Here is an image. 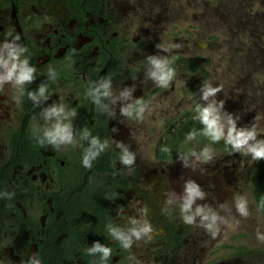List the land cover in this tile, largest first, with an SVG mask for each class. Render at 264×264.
<instances>
[{
  "label": "flooded vegetation",
  "instance_id": "obj_1",
  "mask_svg": "<svg viewBox=\"0 0 264 264\" xmlns=\"http://www.w3.org/2000/svg\"><path fill=\"white\" fill-rule=\"evenodd\" d=\"M228 2L213 0L216 28L202 30L188 19L206 0H0V264H264V159L250 151L264 122L228 117L225 84L204 77L213 45L264 51V0H230L225 25ZM13 64L32 79H5ZM206 86L221 90L205 99ZM247 89L258 97L264 81ZM189 184L200 195L184 211Z\"/></svg>",
  "mask_w": 264,
  "mask_h": 264
},
{
  "label": "rangeland",
  "instance_id": "obj_2",
  "mask_svg": "<svg viewBox=\"0 0 264 264\" xmlns=\"http://www.w3.org/2000/svg\"><path fill=\"white\" fill-rule=\"evenodd\" d=\"M192 6L194 9H191L190 12L193 13L194 11L197 14H201L198 21L192 19V15H189V23L195 22V25L199 23L202 30H204V28H216L217 17L215 15L213 0H206L205 5L203 4L201 7L196 6L195 4ZM229 8L230 0L228 4L224 6L227 14L224 21L225 25L229 23ZM203 23L205 27L203 26ZM184 24H186V22H184ZM226 31H230L229 27ZM222 39L226 40L224 36ZM226 43L227 42H225V45ZM216 50L217 45H213L206 50L208 52L207 55L210 57L208 58L209 63L207 65V73H204V77L208 76L207 79L210 78L209 81L213 80L214 84L217 80H220L225 84V91L222 94L225 108L222 111L226 112L228 117H230L233 112L237 113L242 112L244 109H248L250 110V116H253L254 120H258L257 122L259 123L264 122V94L256 93L258 97H255L253 92L247 89V87L252 86V83L264 81V51H262V49L254 48L236 51L239 50L238 47L234 48L232 45L228 44L224 48L219 47L218 53ZM225 126L227 131L232 130V122H227ZM183 146L184 148H182V150L186 151L187 155H194L193 151H197V153L199 152L197 146L194 144L192 145L191 142L185 143ZM243 199L244 196L241 197L240 202H242ZM248 210L249 207L244 209L246 213H249ZM244 233L245 238L249 237L248 233ZM253 244L259 250H261V247L263 246L259 241H255Z\"/></svg>",
  "mask_w": 264,
  "mask_h": 264
},
{
  "label": "clouds",
  "instance_id": "obj_3",
  "mask_svg": "<svg viewBox=\"0 0 264 264\" xmlns=\"http://www.w3.org/2000/svg\"><path fill=\"white\" fill-rule=\"evenodd\" d=\"M10 58L14 59L15 58V53H11L10 54ZM2 62V61H0ZM6 63V62H4ZM156 68L159 70V75L157 76V79L160 82L161 86H166L169 82V80L171 79V74L166 72L163 68V66L159 63L156 62ZM33 69H27L25 71H21L19 73V75H16V66L15 64L12 65L11 68H9L8 72H7V76L4 77L5 79H12L13 77H15L17 83H23L25 81H29L32 79V73ZM154 76H156V73H153ZM207 90L205 91L204 94V98L206 99L209 95H214L217 91H220L221 89L219 87L217 88H211L210 86H206ZM41 93L44 92V89L41 88ZM107 93H105L106 95ZM29 95H31L29 93ZM143 106L140 107V112H143ZM55 112V110H53ZM197 111L199 112V118L201 120V122L203 124L206 125V131H205V135L210 137L211 140L213 142H218L221 137H222V132L219 130L218 126H217V121L215 119V117L212 116V111L210 108H204V109H197ZM122 112L124 114H129V111L127 109H122ZM58 114V113H57ZM56 135L60 137L61 140H68L70 139V135H69V130L67 127L61 128V127H57L56 128ZM189 140L193 139V134L189 133L188 137ZM248 137L246 136H240V137H236V138H232L231 140H226V143H231L233 148H237L240 149L242 148L246 143H247ZM93 143L95 144L96 141L95 139L93 140ZM101 149H103V146H101ZM252 153V159L253 160H259V159H264V148H260L259 150H257L256 148H252L251 150ZM209 153V149L205 148L203 150V154H205L206 156ZM97 155V153H92V156L95 157ZM120 160L125 164V165H130L133 163L134 157L127 153V151H125V155L120 157ZM83 165L86 168L91 167V164L89 163V160L87 157H85V159L82 161ZM187 192H188V198L186 203L183 206L184 211H186L191 203H192V199L193 197L200 195L199 191L197 190V188L192 185L189 184L187 187ZM238 210L243 214L244 213V205L240 204L238 205ZM185 223L191 224L194 221V217L188 216V217H183ZM215 219V218H213ZM207 227H211V225H207ZM152 230V227L150 224H148L147 226H145L142 231L144 232H149ZM133 235H135L137 237V239H139L140 237V233L137 231H133L132 233ZM114 235H117L118 239H121L122 241H124V246L128 247V238L127 237H123L118 233H114ZM99 248V250L103 251L105 257H108L111 253V249L110 248H100V246H97Z\"/></svg>",
  "mask_w": 264,
  "mask_h": 264
}]
</instances>
